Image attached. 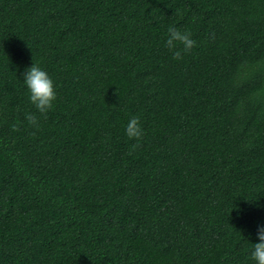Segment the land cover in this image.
<instances>
[{"label":"trees","instance_id":"obj_1","mask_svg":"<svg viewBox=\"0 0 264 264\" xmlns=\"http://www.w3.org/2000/svg\"><path fill=\"white\" fill-rule=\"evenodd\" d=\"M259 224L264 0H0V264H254Z\"/></svg>","mask_w":264,"mask_h":264},{"label":"clouds","instance_id":"obj_2","mask_svg":"<svg viewBox=\"0 0 264 264\" xmlns=\"http://www.w3.org/2000/svg\"><path fill=\"white\" fill-rule=\"evenodd\" d=\"M164 43L172 52L173 58L179 60L183 54L191 51L196 41L190 30L169 27ZM20 75L28 90L29 101L39 113L46 114L57 99V91L51 76L38 62L34 61L30 66H26ZM25 119L31 125L39 126L37 118L32 113H26ZM124 133L129 140H139L142 137L143 127L139 116L133 115L128 119ZM237 211L241 210L237 209ZM255 237L256 242H252L250 258L254 264H264V224L257 226Z\"/></svg>","mask_w":264,"mask_h":264}]
</instances>
